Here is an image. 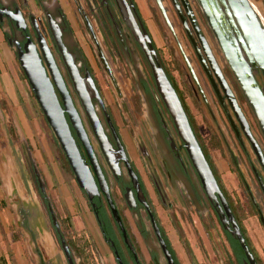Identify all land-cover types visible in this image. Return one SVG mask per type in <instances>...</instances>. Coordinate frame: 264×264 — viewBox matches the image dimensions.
Masks as SVG:
<instances>
[{
	"label": "rangeland",
	"instance_id": "obj_1",
	"mask_svg": "<svg viewBox=\"0 0 264 264\" xmlns=\"http://www.w3.org/2000/svg\"><path fill=\"white\" fill-rule=\"evenodd\" d=\"M0 1L9 5L21 4L25 13H30L36 18L43 17L44 7L49 10L58 8V0ZM60 1L61 10L71 28L65 42L71 49L76 45L88 61L102 100L112 116L131 162L150 193L160 222L176 249L180 264H241L242 256L237 254L238 259L235 258L199 184L197 201L193 202L190 198L194 196L190 191L189 180L195 183L196 176L186 160L185 153L181 152V155L190 176L179 173L181 170L177 169L176 162L171 158L157 109H161L176 144H179V140L161 107L140 48L130 35L127 50L117 42L112 45L103 38L97 20L100 12L99 0ZM133 1L151 41L160 50V55L156 53L160 64L168 69L182 92L198 133L197 141L208 154L214 175L230 196L232 207L245 228L250 245L264 264V231L253 216L245 190L248 185L255 199L264 206L250 171V165L255 162L252 153L247 145L243 148L236 141L229 121L185 36L171 1L161 0L165 16L161 14L154 0ZM189 1L211 52L237 98L254 137L264 147L257 121L198 4L195 0ZM249 1L264 26V0ZM3 27L7 30L6 26ZM124 33H128L126 28ZM0 38L4 39L1 30ZM255 77L263 87L264 78L261 73H255ZM143 84L145 88H142ZM31 98L34 99L32 93ZM38 118L37 123L33 125L36 136L32 150L29 143L16 134L13 125L0 117V264H40L44 259L42 253L46 258L52 253L46 262L56 260L57 264H67L33 180L30 165L35 166L44 183L45 195L58 217L65 240L72 247L75 263L116 264L83 192L65 164L63 153L50 127L42 115ZM232 156L236 158L237 166H234ZM166 163L171 164L173 168L175 166L177 172L172 173ZM149 173L155 175L164 191L163 206L154 196ZM170 173L174 175L173 181L168 179ZM168 182L171 183L173 191ZM113 194L133 234L141 263L153 264V255L159 264H165L150 232L145 213H130L126 210L117 189L113 190ZM168 216H173L180 229L174 230L167 220ZM137 222L143 224L148 231L146 240L138 234Z\"/></svg>",
	"mask_w": 264,
	"mask_h": 264
},
{
	"label": "water",
	"instance_id": "obj_2",
	"mask_svg": "<svg viewBox=\"0 0 264 264\" xmlns=\"http://www.w3.org/2000/svg\"><path fill=\"white\" fill-rule=\"evenodd\" d=\"M115 1L119 6L123 20L130 29L131 34L138 44L140 51L148 65L155 90L168 112L176 134L185 148L190 163L196 172L201 188L208 202L214 208L219 222L223 226L224 230H226L231 235V237L237 241L243 253L242 264H257L253 254L248 248L244 237L242 236L240 228L228 206L225 197L217 184L215 176L205 158L201 146L199 145V142L193 133L179 97L158 60L155 49L152 45L151 38L149 37L141 22L139 25L135 23V20L125 6V0ZM154 1L161 14L165 16V10L162 6L161 0ZM171 1L173 5L176 6L174 0ZM195 1L198 4L205 22L213 37L215 38V41L230 71L232 72L235 81L239 86L244 99L246 100L254 115L261 133L264 136V86L260 87L255 79V73L258 72H260L264 78V26L259 14L255 11L252 3L249 0ZM182 3L200 40L202 52L208 62L210 70L216 78L224 97L227 99V102L230 105L235 118L239 122L246 137L249 139L260 163L264 167L260 151L248 132L245 118L239 106L237 105L230 88L223 78L221 70L219 69L207 43L205 42L203 36L199 34L198 29L191 18L189 10L187 9L183 0ZM130 5L133 7L132 3ZM124 6L126 7V11L123 10ZM3 14L14 20L16 22V26H21L23 17L19 9L16 8L12 11L6 7H0V20ZM38 43L44 59L45 67L41 63L34 44L29 39L26 40L22 48L16 44L17 49L15 53L19 67L25 76L26 82L30 88L35 102L37 103L46 123L50 127L57 143L59 144V147L64 154V157L67 160L70 170L74 175L76 184L89 196L96 194L98 188L105 194L111 215L121 228L125 241L128 242L118 213L109 196L107 184L101 173L95 154L87 139L79 115L73 105L61 73L44 43L41 40H38ZM55 43L58 52L61 55L62 62L65 66L69 79L71 80L73 90L79 98V101L88 118L92 132L99 142L100 149L110 169L114 174H117V161L118 159H121L126 166L132 184L136 190H139L137 176L130 166L127 157L125 156L123 145L116 131L114 130V127L108 120V124L112 131L113 139L117 148L116 151L112 150L110 143L107 141V138L103 132V128L93 109L89 91L87 90L86 92L82 89L83 87L86 89V86L88 85L90 89L93 90L94 97L102 106L101 99L97 94V90L93 85L88 70L86 69L85 78L82 79L79 76V71L73 59L58 36H55ZM193 48L203 68V71L205 72L211 86L213 87L219 98V101L221 102L219 93L215 87V83L209 72V69L205 65L203 57L194 44ZM56 92L59 95V99ZM65 114L71 127L74 129L76 136L81 141L85 149L90 165L94 171L96 181L92 177L88 166L80 157L79 151L70 133L69 124ZM111 151L112 155L110 154ZM114 153L117 154V158H114ZM125 199L128 205L132 206V197L130 196L129 191H127L125 194ZM139 200L146 207L153 231L158 240L164 258L166 259V263L174 264L173 258L166 248L165 242L160 235L159 229L155 223L151 211L149 210L143 198H139ZM52 220L53 224L56 226L55 217L53 215ZM61 246L64 250L67 260L71 261L69 250L63 239H61ZM117 259L119 258L117 257Z\"/></svg>",
	"mask_w": 264,
	"mask_h": 264
},
{
	"label": "flooded vegetation",
	"instance_id": "obj_3",
	"mask_svg": "<svg viewBox=\"0 0 264 264\" xmlns=\"http://www.w3.org/2000/svg\"><path fill=\"white\" fill-rule=\"evenodd\" d=\"M37 1L39 2V0H37ZM183 1L185 2L187 9L189 10L190 16L193 19V21H194V23H195V25H196V27L198 29L199 34L201 36H203L205 42L207 43V45H208V47L210 49L208 41H207L205 35L203 34L202 29L200 28V24H199V22H198V20L196 18L195 12L193 11V7H192L190 1L189 0H183ZM174 2H175L176 6L173 5L172 1H171V4H172V6L175 9V12L177 14V17L179 19V22H180V24L182 26V29H183V31L185 33V36H186L187 40L189 41L190 45L192 46L193 51H194L193 44L195 45V47H197V49L199 50L201 56L204 59L205 65L209 69V72H210V74H211V76L213 78V81L215 83V87H216V89H217V91L219 93V97L221 99V102L219 101V98H218L217 94L215 93L213 87L211 86L208 78H207V80H208V82H209V84L211 86V89H212V91H213V93H214V95H215V97L217 99V102H218L219 106L222 108L223 112L225 113V115H226V117H227V119L229 121V124L231 126V130H232V132L234 134V137H235L236 141L243 148H245V145H247V147L249 148L250 152L252 153V156H253L255 162H254V164L250 165V171L252 173L257 192H258L259 196L262 198V201L264 203V167L260 163L257 155L255 154V152L253 150V147H252L249 139L246 137V135H245L244 131L242 130L239 122L235 118V115H234L233 111L231 110L230 105L227 102V99L224 97V95L222 93V90H221V88L219 87V85L217 83L216 78L214 77L212 71L210 70L208 62H207L206 58L203 55L200 40H199V38H198V36L196 34L195 29L193 28V24L191 22V19L188 17V15L186 13V9H185V7H184V5L182 3V0H174ZM131 3L133 5V7L130 5ZM161 3H162V1H161ZM125 6L127 7V10L129 11V13L133 17V19L135 20V23L137 25H139L140 22H141L142 25L144 26V28L146 29L148 35H149V32H148V30L146 28V25H145L144 21L142 20V18L140 16L139 12H138V9H137L136 4L134 3V1L133 0H125ZM125 6L123 7L124 8L123 10L126 11V9H125L126 7ZM0 7H6L7 9L12 10V11L17 8V9H19V11L21 12L22 17H23V22L21 23L20 27L16 26V22L14 20H12L11 18L5 16L4 14L1 16V20H0V23L2 24V26H0V30H1V32L3 34V36H4V40L13 49L15 57H16V53L15 52H16V49H17V45H19L22 48L24 43L26 42V40L29 39L34 44L35 49H36V51L38 53V56H39V58L41 60V63L45 67L44 59H43V56H42V53H41V50H40V47H39V43H38V40H41L44 43V45L47 47L49 52L51 53V55L53 57V60H54L57 68L59 69V71L61 73V76L63 78L65 86H66V88H68V92H69V95H70V97H71V99L73 101V104L77 107V110L79 112L84 131H85L86 136H87V139H88V141H89V143L91 145V148H92V150H93V152L95 154L97 163H98L99 168L101 170V173H102V175H103V177L105 179V182L107 184L109 196H110L111 201H112V203H113V205H114V207H115V209H116V211L118 213V216L120 218V221H121V224H122V227L124 229V232H125V235L127 237V241L128 242L125 241L124 236H123V232L121 231V228L115 222V220L113 219V217L111 215L109 206H108L107 201H106L105 194L98 188L96 194L89 196L87 193H85V191H83L80 188L79 189L83 192V194H84V196L86 198L88 206H89L91 212L93 213V215H94V217H95V219H96V221L98 223L102 238H103L104 242H106L108 244V246H109V248H110V250H111V252H112V254L114 256V260L116 261V264H142V263H141L140 258H139L138 248H137V246L135 244V241H134V238H133V234L130 231L129 227L127 226V222L124 219V215L122 213V210L120 209L119 205L116 202L115 196L113 194V190L114 189L118 190V192L120 194V197H121L122 201L124 202V206H125L127 211H129L130 213L143 211L145 213L146 218H147V220L149 222L150 232H151V234L154 236V238L156 240V243L158 245V249H159V251H160V253H161V255H162V257H163V259L165 261V264H167L166 263V259L164 258V255H163V253L161 251V248H160V245L158 243V240H157V238L155 236V233L153 231L149 216L147 214L146 207L139 200V198H143V200L146 202L149 210L151 211V213H152V215L154 217V220H155V223H156V225H157V227L159 229L160 235H161L163 241L165 242L166 248L168 249V251L170 252V254H171L172 258H173L174 264H177V263L180 264V262H179V260H178V258L176 256V252H175V250H174V248H173V246H172V244L170 242V239L168 238L167 233H166L164 227L162 226V223L160 222L157 210L154 207V203L152 202V198L150 196V193H149L148 189L146 188L142 178L138 174V171L136 170L134 164L131 162V160H130L127 152H126L125 146H124V144L122 142L121 136H120V134L118 132V129H117V127H116V125H115V123H114V121L112 119V116H111L108 108L106 107L105 103L102 100V97L100 95V90L98 88V84H97L94 76L92 75V72H91L90 66L88 64V61L86 60V58L82 54L81 50L76 45H74V48L71 49V47H69V45L65 42V37L70 33V31H71L70 29L71 28H70L68 20H67V18L65 16V13L61 10L62 8L60 7V5H58V3H57V7L58 8H56L54 10H51V9L49 10V9L44 7L42 9V11H43V17L42 18H36L30 13H25V11L23 10V5H21V4L15 3L14 5H9V4H5L2 1H0ZM98 8H99L100 12L97 15V20H98L99 27H100V32H101L103 38L105 40H107V42L112 44V45H116V43L114 44V42H117L120 46H122V48L127 50L128 49L127 42L129 41V36L128 35H130L133 40H134V38H133V36L131 34L130 29L128 28L127 24L125 23V21L122 18L119 6L117 5L116 1L115 0H99ZM180 17H181L182 21H181ZM3 26H6L7 30ZM123 26H125L126 30L128 31L127 34L124 33L125 32V28L123 29ZM55 36H58L60 38L61 42L65 45L67 51L69 52L71 58L73 59L75 65H76V67H77V69L79 71V76L82 79L85 78L86 69L88 70L89 75H90V77L92 79L93 85H94L95 89L97 90V94L99 95V97L101 99V102H102V106H101V104H99L97 99L94 97L93 90H91L90 87L87 85L86 88L89 91L93 109H94V111L96 113V116H97V118H98V120H99V122H100V124H101V126L103 128V132H104V134H105V136L107 138V141L110 143L112 150L116 151L117 148H116V145H115V141L113 139L112 131H111V129L109 127V124H108V120L112 124V126L114 127V130L116 131V133H117V135H118V137H119V139H120V141H121V143L123 145V150H124L125 156L127 157V160L129 162L130 166L132 167L134 173L137 176L139 190H136L134 185L132 184L131 179H130V177L128 175L126 166H125L124 162L121 159H118V161H117V174H114L112 172V170L110 169V167H109V165H108V163H107V161H106V159H105V157H104V155H103V153H102V151L100 149L99 142H98V140L96 139L95 135L92 132V129L90 127L88 118H87V116H86V114L84 112V109H83L79 99L77 98V96H76V94H75V92L73 90V86H72L71 80L69 79V76L67 74L65 66H64V64L62 62L61 55L58 52V49H57V46H56V43H55ZM149 37H150V35H149ZM127 38H128V40H127ZM134 42L136 43L135 40H134ZM75 46H76V48H75ZM137 46H138V44H137ZM138 48H139V46H138ZM210 51H211V49H210ZM194 54H195V51H194ZM195 56H196V54H195ZM213 57H214V55H213ZM196 58H197V56H196ZM214 59H215V57H214ZM197 60H198V58H197ZM198 62H199V60H198ZM199 64H200V62H199ZM200 66H201V64H200ZM107 68H108V66H107ZM201 68H202V66H201ZM202 70H203V68H202ZM204 74H205V72H204ZM205 76H206V74H205ZM222 76L225 79L223 73H222ZM255 79L257 81L256 77H255ZM225 81H226V79H225ZM226 83H227V81H226ZM257 83H258V81H257ZM227 85H228V83H227ZM141 86H142V88H145L144 84L141 85ZM228 87H229V85H228ZM230 90H231V88H230ZM231 92L233 94L232 90H231ZM56 94H57V97L59 99V95H58L57 92H56ZM157 96H158V94H157ZM233 96H234V98H235V100L237 102V105L239 106L237 98L235 97L234 94H233ZM158 99L160 100L159 96H158ZM160 102L162 104L161 107H162L163 111L166 112V115L168 116V120L171 122V124L173 126V123H172V121H171V119H170V117L168 115L167 110L165 109V107H164V105H163L161 100H160ZM239 108H240V106H239ZM38 110H39L40 114L42 115L39 107H38ZM240 110H241V112H242V114H243V116H244V118H245V120L247 122L248 132L251 135L252 139L254 140L255 144L257 145V147H258V149L260 151V155H261L262 161L264 163V147L254 137L255 135H254V133H253V131L251 129V126L249 125V123H248V121H247V119H246V117H245V115H244V113H243L241 108H240ZM157 114H158V117H159V121H160L161 127H162V129H163V131L165 133V139H166V142H167L168 150L171 153V158H172V160L174 162H176L177 169L181 170L179 173H181L183 176H185V175L186 176H188V175L190 176V173L186 169L184 161H183V157L181 155V152H184L185 156H186V160H187L188 164L190 165V167L192 168V170H193V172H194V174L196 176L195 177V180H196L195 183L189 180V183L191 184L190 185V191H191L192 195L195 197V198L194 197L193 198L190 197V198L193 200V202H196L197 199H198L197 184H199L200 189L203 192V190L201 188V185H200V182H199V179H198V177L196 175V172L193 169V167H192V165L190 163V160L188 158V155H187V153L185 151V148L183 147V144H182V142H181V140L179 139L178 136H177V138L179 140V144H176V142H175V140H174V138H173V136L171 134V131H170V129H169L167 123H166V120L162 116L161 109H157ZM42 117H43V115H42ZM65 117H66L67 122L69 124V129H70L71 135H72V137L74 139L75 145H76V147H77V149L79 151L80 157L83 160V162L88 166V169H89L92 177L96 181V177H95L94 171L92 169V166L90 165V162H89V159H88V157L86 155L85 149H84L81 141L76 136V133H75L74 129L71 127L66 114H65ZM173 128H174V126H173ZM261 135H262L263 140H264V136H263L262 133H261ZM60 150H61V148H60ZM110 154L112 155V151L110 152ZM63 156H64V154H63ZM113 156H115L114 158H117V154L116 153H114ZM65 160H66V158H65ZM232 160H233L234 166H237L238 163L236 161V158H234L232 156ZM66 162H67V160H66ZM166 164H167V168L170 171H172V173L175 174V171H176L175 166L173 168L171 164H169V163H166ZM208 164H209V166L211 168V165H210L209 162H208ZM29 168H30L31 174H33V180H35L36 185L38 187V192H39L42 204H43V206H44V208H45V210H46V212L48 214L50 225H51L52 229L54 230V233L56 235L58 244H59L60 249H61V251H62V253L64 255V258H65L67 264H76L75 263L74 254L72 252V247H71L70 243L65 240L64 235H63V233L60 230L58 217L56 216L55 212L53 211L52 206L49 203L48 198L45 195L44 183L41 181L40 175L37 172L35 166L34 165H30ZM211 170H212V168H211ZM172 173H170L168 175L169 176L168 179L170 178L173 181L174 180V175ZM154 176L155 175L149 173V178H150V181H151L150 184L152 186V190H153L155 198L163 206V204H165L164 203L165 200L163 198L164 197V193H163L164 191L160 187V185L158 184V182H157V180H156V178ZM239 177L241 178L242 176H239ZM189 179H190V177H189ZM215 179H216V176H215ZM216 181H217V179H216ZM217 184H218V182H217ZM168 186H170V189L172 190V186H171L170 182H168ZM245 190H246V195H247L246 199L249 202V205H250L251 211L253 213V216L256 218V220H257L259 226L261 227V229L264 231V206H261V204L255 199V196L253 195L252 190H251V188L248 185L245 186ZM127 191H129V194L132 197V206H129L128 203L126 202L125 194L127 193ZM184 192L186 193V191H184ZM226 194H228V193L226 192ZM225 199H226V201L228 203V206H229V202H228L226 197H225ZM209 205H210L209 209L212 210L214 215L216 216V219H217V221H218V223H219V225H220V227L222 229V232L225 231L226 233H228L226 230H224L223 226L219 222V219L217 217V214H216L214 208L211 206L210 203H209ZM229 208H230V206H229ZM230 210H231V208H230ZM231 212H232V210H231ZM232 214H233V212H232ZM52 215L55 217L56 226L53 224ZM233 216H234V214H233ZM234 218H235V216H234ZM167 220L170 223V225L174 228V230L175 229L176 230L180 229L179 228L180 226L177 224V222L174 221L173 216H168ZM235 220H236V218H235ZM236 222H237V220H236ZM237 224H238V222H237ZM241 225H242V223H241ZM238 226L240 228V224H238ZM243 228H244V226H243ZM136 229H137L138 234L144 240H146L147 239V235H148V231L143 226V224H138V222H137ZM244 231H245V228H244ZM245 233H246V231H245ZM242 236H243V234H242ZM246 236H247V234H246ZM61 239H63L65 245L67 246V248L69 250L71 261H68L67 258H66L64 250H63V248L61 246ZM166 240H168L169 245L167 244ZM248 248H249V246H248ZM171 250H173V252L175 254V257L171 253ZM251 253L253 254V257H254L256 263L257 264H262L261 259L258 258L256 253L254 252V250ZM51 255H52V253H51ZM51 255L48 258H50ZM42 256H43L44 259H42L40 264H57L56 260H51V261L46 262V260H48V258H45L43 253H42ZM117 257L119 259H117ZM151 259L153 261V264H159L155 256L151 255ZM241 261H243V256L241 258Z\"/></svg>",
	"mask_w": 264,
	"mask_h": 264
},
{
	"label": "crops",
	"instance_id": "obj_4",
	"mask_svg": "<svg viewBox=\"0 0 264 264\" xmlns=\"http://www.w3.org/2000/svg\"><path fill=\"white\" fill-rule=\"evenodd\" d=\"M58 4L62 8L60 0ZM39 115L41 114L37 103L31 98L30 88L20 77V67L13 50L0 38V117L10 122L16 134L22 136L23 141L29 143L33 150L36 136L33 125L37 123ZM174 250L176 252L175 248Z\"/></svg>",
	"mask_w": 264,
	"mask_h": 264
},
{
	"label": "trees",
	"instance_id": "obj_5",
	"mask_svg": "<svg viewBox=\"0 0 264 264\" xmlns=\"http://www.w3.org/2000/svg\"><path fill=\"white\" fill-rule=\"evenodd\" d=\"M0 26H2L1 23H0ZM152 44H153V42H152ZM153 47L155 48L157 55H160V50H159L158 48H156V47L154 46V44H153ZM161 66H162L164 72L166 73V75H167V77H168V79H169L171 85L173 86V88L175 89V91H176V93H177V95H178V97H179V100H180V102H181V104H182V106H183V109H184V111H185V113H186V115H187V118H188L189 124H190V126H191V128H192V130H193V133H194L196 139L199 140V139H198V133L196 132V130H195V128H194V122H193V120H192V118H191V116H190V113H189L188 107L186 106V104H185V102H184V99H183V97H182V92L178 89L177 83H176V81L174 80L173 76H172V75L170 74V72L168 71V69H167L165 66H163L162 64H161ZM20 77H21L23 80H26V79H25V76H24V74H23V72H22L21 69H20ZM199 144H200V143H199ZM200 146H201V149H202V151H203V153H204V155H205L207 161H208V162L210 163V165H211V168H212L213 173L215 174L214 168H213V166H212V164H211V162H210V159H209V157H208V154L206 153L204 147H203L202 145H200ZM64 160H65V158H64ZM65 164H66V166H68L66 160H65ZM68 167H69V166H68ZM216 179H217V182H218V185H219L221 191L223 192L224 196L227 198V200H228V202H229V206H230V208H231V210H232V212H233V214H234V216H235V218H236L238 224H240V230H241V232H242V234H243V237L245 238V241H246L247 245L249 246L250 251L253 252V249H252V247H251V245H250V242H249V240H248V237L246 236V233H245V231H244V228H243V226L241 225V222H240V220L238 219V217H237V215H236V213H235V211H234V209H233V207H232V204H231V201H230V198H229L230 196H228V194H226V190H225L224 187L220 184V182L218 181V178H217V177H216ZM223 232H224V234H225V236H226V238H227V241H228V243H229V245H230V247H231V250H232V252H233L235 258L238 259L237 254H240L241 256H243V254H242V252H241V249H240V247H239L237 241L234 240V239H233L228 233H226L225 231H223ZM166 242H167V244L169 245L168 240H166ZM171 253H172L173 256L175 257V254H174L173 250H171ZM176 263H177V262H176ZM177 264H179V263H177Z\"/></svg>",
	"mask_w": 264,
	"mask_h": 264
},
{
	"label": "bare ground",
	"instance_id": "obj_6",
	"mask_svg": "<svg viewBox=\"0 0 264 264\" xmlns=\"http://www.w3.org/2000/svg\"><path fill=\"white\" fill-rule=\"evenodd\" d=\"M263 24V23H262ZM80 84V83H79ZM81 85V84H80ZM83 87V86H82ZM89 88V87H88ZM68 89V88H67ZM84 91H86L87 92V88L86 89H84V87L82 88ZM77 96V95H76ZM78 98V97H77ZM79 99V98H78ZM91 99V98H90ZM72 100V99H71ZM73 102V101H72ZM74 105V104H73ZM74 107H75V109H76V111H77V113H78V115H79V112H78V110H77V107L74 105ZM79 118H80V115H79ZM80 121H81V118H80ZM81 124H82V122H81ZM82 127H83V125H82ZM84 129V128H83ZM70 130V129H69ZM71 133V132H70ZM86 134V133H85Z\"/></svg>",
	"mask_w": 264,
	"mask_h": 264
}]
</instances>
